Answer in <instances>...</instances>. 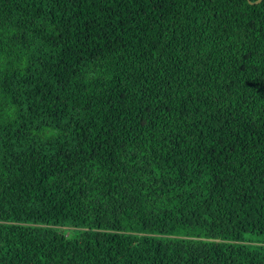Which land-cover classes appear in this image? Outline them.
I'll list each match as a JSON object with an SVG mask.
<instances>
[{
    "label": "trees",
    "instance_id": "obj_1",
    "mask_svg": "<svg viewBox=\"0 0 264 264\" xmlns=\"http://www.w3.org/2000/svg\"><path fill=\"white\" fill-rule=\"evenodd\" d=\"M0 0V264H264V0Z\"/></svg>",
    "mask_w": 264,
    "mask_h": 264
},
{
    "label": "water",
    "instance_id": "obj_2",
    "mask_svg": "<svg viewBox=\"0 0 264 264\" xmlns=\"http://www.w3.org/2000/svg\"><path fill=\"white\" fill-rule=\"evenodd\" d=\"M250 2H251V0H249ZM262 2V0H258L256 3L257 4H259V3H261Z\"/></svg>",
    "mask_w": 264,
    "mask_h": 264
}]
</instances>
